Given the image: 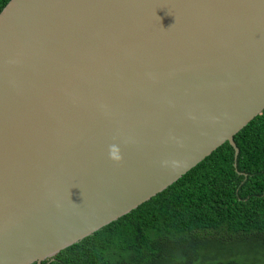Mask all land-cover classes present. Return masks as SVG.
<instances>
[{
  "label": "water",
  "instance_id": "obj_1",
  "mask_svg": "<svg viewBox=\"0 0 264 264\" xmlns=\"http://www.w3.org/2000/svg\"><path fill=\"white\" fill-rule=\"evenodd\" d=\"M263 111L264 0H10L0 264L53 261L226 142L237 159Z\"/></svg>",
  "mask_w": 264,
  "mask_h": 264
},
{
  "label": "trees",
  "instance_id": "obj_2",
  "mask_svg": "<svg viewBox=\"0 0 264 264\" xmlns=\"http://www.w3.org/2000/svg\"><path fill=\"white\" fill-rule=\"evenodd\" d=\"M10 0H0V13ZM169 188L43 264H240L197 245L243 241L264 256V111ZM243 264H264L262 259Z\"/></svg>",
  "mask_w": 264,
  "mask_h": 264
},
{
  "label": "rangeland",
  "instance_id": "obj_3",
  "mask_svg": "<svg viewBox=\"0 0 264 264\" xmlns=\"http://www.w3.org/2000/svg\"><path fill=\"white\" fill-rule=\"evenodd\" d=\"M211 252L214 256H217L219 254L223 253H234L237 256L235 257V261H239L240 264H243V262L246 259H249V261H254L255 259H262L263 253L261 250L254 251L252 244H247L243 241H234L230 242L226 245L222 244H211L204 248L203 244H198L197 248L195 250V253L199 255H204ZM219 262H223L226 264L227 261L218 259Z\"/></svg>",
  "mask_w": 264,
  "mask_h": 264
},
{
  "label": "clouds",
  "instance_id": "obj_4",
  "mask_svg": "<svg viewBox=\"0 0 264 264\" xmlns=\"http://www.w3.org/2000/svg\"><path fill=\"white\" fill-rule=\"evenodd\" d=\"M110 158L117 162L123 159L122 156L120 155V152L116 149H113L112 147L110 149Z\"/></svg>",
  "mask_w": 264,
  "mask_h": 264
}]
</instances>
